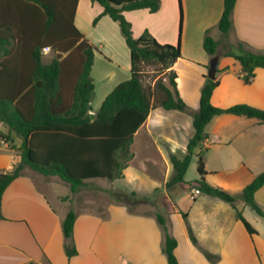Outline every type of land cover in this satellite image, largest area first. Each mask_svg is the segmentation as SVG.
<instances>
[{
  "label": "crops",
  "instance_id": "1",
  "mask_svg": "<svg viewBox=\"0 0 264 264\" xmlns=\"http://www.w3.org/2000/svg\"><path fill=\"white\" fill-rule=\"evenodd\" d=\"M180 3L181 18L178 0H161L156 12L142 8L125 11L124 15L131 23L136 37L148 30L160 43L175 44L179 40L181 56L171 68L177 74V91L186 103L187 110L195 112L199 107L200 90L212 59L203 47L208 29L210 35L218 41L219 58L216 72L218 84L212 91L211 103L221 108L243 103L264 109V68L256 67L254 77L246 83L240 76V64L233 57L223 55L234 49L238 41L244 42L254 52H264V0H236L232 12V28L227 34L218 28L224 8L223 0H180ZM102 10L103 7L97 2L90 4L86 0H78L73 19L83 37L98 48L93 65L99 53L118 66L123 60L130 69L129 48L128 52L122 50L121 59L120 53L114 49L109 52L105 50L109 46L105 42L106 34L103 37L89 34L83 11L92 15L91 11L97 14ZM107 18L111 19L108 15H102L99 21H106ZM113 23L118 25L116 21ZM113 23L107 25L115 30ZM42 52L43 60L48 56L51 60L58 54L50 47L44 48ZM63 56L65 53H62ZM113 74L114 71L109 69L103 76L108 80ZM109 90H105L104 95ZM162 109L161 106H154L136 133L141 131L147 137L154 134L170 148L167 168L172 172L169 154H176L171 147L180 141L176 130L166 133V130L158 129L165 122ZM187 110L179 112L190 117L192 123V115ZM7 130V126L0 122V132ZM205 131L207 137L201 145L208 152L204 160L208 182L236 193L264 171V122L254 117L222 113L210 120ZM13 139L17 145L21 142L17 136H13ZM17 159L11 143L0 139V170L12 168ZM127 168L123 170L124 175ZM45 177L24 168L22 174L4 190L1 199V213L4 217L0 218V264H168L162 250L164 234L155 215L130 211L119 202L107 203L101 212L74 210L73 243L77 253L68 258L65 252L68 240L63 234L62 220L72 209V191L69 187L68 193L50 197L46 189L51 184ZM189 195L191 203L186 211L174 210V213L181 218L182 213H186L183 220L191 228L197 244L190 240L186 227L182 226L181 234L177 235L171 221L165 218L167 231L177 240L175 255L179 264H247L248 259L242 256L246 250L241 233L244 232L248 239L255 233L250 234L246 230L242 221L236 217L235 208L217 197L212 200ZM254 198L264 207V184L255 192ZM245 205L242 200L237 203L242 214ZM229 207L232 212L228 210ZM202 250L218 258L210 262Z\"/></svg>",
  "mask_w": 264,
  "mask_h": 264
},
{
  "label": "trees",
  "instance_id": "2",
  "mask_svg": "<svg viewBox=\"0 0 264 264\" xmlns=\"http://www.w3.org/2000/svg\"><path fill=\"white\" fill-rule=\"evenodd\" d=\"M90 1L103 7L93 23L102 15H108L118 23L130 50L131 73L105 96L94 118L90 115V103L94 98L91 69L98 48L83 37L73 22L78 0H0V122L8 128L7 132H0V139L11 143L18 156L12 168L0 170V218L4 217L2 194L26 166L45 176L60 177L69 184L72 192L89 179L121 178L122 170L133 155L129 146L134 134L150 110L154 106L187 110L177 91V74L171 68L181 56L179 40L175 44L160 43L148 30L136 37L124 15L125 11L142 8L156 12L161 0ZM223 1L218 28L227 34L232 28L236 0ZM178 6L181 18L180 0ZM46 47L58 52L49 62L42 59ZM203 47L212 58L217 56L218 41L210 35L209 29L204 35ZM62 53L65 56L61 57ZM223 55L233 57L240 64V76L246 83L254 77L256 67L264 68V52H254L242 41ZM155 64L162 67L161 73L167 75V82L158 77L150 87L143 83V66ZM217 84V77H205L199 107L192 114L193 134L187 141L186 152L181 156L169 155L173 171L166 183L168 186L185 182L191 157L207 137L205 127L214 116L229 113L264 122V109L243 103L227 108L213 105L210 99ZM13 136L20 138L19 145L14 143ZM197 155L199 176L190 184L192 188L229 203L246 230L250 234L256 233L238 210L237 203L242 200L264 218V210L254 198L255 192L264 184V171L241 191L233 193L207 181L202 151ZM121 195L118 196L123 198ZM155 217L164 234L162 250L168 264H179L175 255L176 238L167 231L165 217L160 212H156ZM182 217L185 219L186 213H182ZM75 218V211L69 209L62 220L63 234L68 240L65 244L68 258L77 253L73 243ZM187 229L190 240L197 244L191 228L188 226ZM202 251L212 262L218 258Z\"/></svg>",
  "mask_w": 264,
  "mask_h": 264
},
{
  "label": "rangeland",
  "instance_id": "3",
  "mask_svg": "<svg viewBox=\"0 0 264 264\" xmlns=\"http://www.w3.org/2000/svg\"><path fill=\"white\" fill-rule=\"evenodd\" d=\"M86 1L91 4L90 0ZM83 12L85 13L88 23L87 29L90 31V35H93L94 37H103L106 34L105 42L109 45L106 46V51L109 52L111 51L110 49H114L118 54L120 53V58L122 57L123 49L128 52V47L125 44L120 28L116 23H113L115 22L114 20L112 21V19L107 18L105 19L106 21H99L98 19L96 23H93L94 18L99 13L94 14V11H91L90 13L92 15H87L88 11ZM108 23H113L116 26V29H111L110 25H107ZM50 58L51 57L48 56L44 60H50ZM126 59L127 53L125 56V63L127 61ZM120 62L121 65L118 66L116 62H110L103 55L100 56L99 53L96 55V61L92 68V76L94 77L95 84L94 98L90 103L91 108L93 109L92 112L99 108L107 93L117 83L130 77V69L124 64L123 60ZM109 69H112L114 74L107 80L103 75L105 72L107 73ZM143 69V83L145 85L153 87L154 82L158 77L163 78V80L167 82V75L161 73L162 67L159 64L145 65L143 66ZM105 90L109 91L104 95ZM154 104L157 105L156 100H154ZM187 111L189 114H193L191 110ZM161 112L165 115V122L162 124L163 126H159L160 128L158 129L162 131L166 130V133L170 130L177 131L178 139L181 143H174L171 148L172 150H175L176 154L181 156L183 155L182 151L186 152L187 140L193 134L191 118H188L186 114L180 113L176 110L166 111L162 109ZM177 127L181 128H178V130ZM206 131L208 132L209 129H206ZM129 149L133 155L127 161L126 167L128 168L126 174H123V177L121 178H115L113 180L105 178L87 180L84 186L80 187L77 191L72 192L70 203L72 209L78 211L86 210L101 212L104 210L107 203L119 202L126 205L127 208L132 211L152 213L154 215L156 212H160L167 221H171L174 232L177 235H180L182 226H184V228L186 227V229L188 226L183 218L179 217V215H175L174 210H180L181 212L186 211L190 205L191 200L189 199V194H191L192 188L190 184H192L199 176L197 172V152L201 150L205 160V156L208 153L207 149L203 145L198 147L194 151L190 164L184 175L185 182L170 186L166 184L172 175V172L167 168V159L170 148L164 144L158 136L153 134L152 136L148 135L147 137L145 134H142L141 131H138L134 136ZM25 168L26 170L34 171L28 166ZM45 178L48 179L51 184L50 188L46 189L48 191L46 192L50 197L53 198L54 194L62 195L68 193L70 186L60 177L55 175V177L46 176ZM112 191L115 193L112 194ZM119 194H122L123 198H120L118 196ZM66 197L68 198V196ZM202 197L212 200L217 199L216 197L205 194L197 195L198 199H201ZM261 207L264 210V207ZM230 208L231 207H229L228 210L232 212ZM243 215L255 228L256 233L255 235H251L249 239L244 232L241 233V235L243 234L244 236L246 250L242 256L243 258L248 259L247 264H264V218L258 215L248 205L244 206ZM240 226L241 228H244L243 225ZM256 252H258V255ZM205 258L207 257L205 256ZM209 261L212 262L211 260Z\"/></svg>",
  "mask_w": 264,
  "mask_h": 264
},
{
  "label": "water",
  "instance_id": "4",
  "mask_svg": "<svg viewBox=\"0 0 264 264\" xmlns=\"http://www.w3.org/2000/svg\"><path fill=\"white\" fill-rule=\"evenodd\" d=\"M218 61H219L218 56H215L210 60V63L208 66V71H207V77L208 78L214 79L216 77V72H217V68H218ZM90 115L92 118H94L95 112H90Z\"/></svg>",
  "mask_w": 264,
  "mask_h": 264
},
{
  "label": "built area",
  "instance_id": "5",
  "mask_svg": "<svg viewBox=\"0 0 264 264\" xmlns=\"http://www.w3.org/2000/svg\"><path fill=\"white\" fill-rule=\"evenodd\" d=\"M200 192L197 188L193 187L191 188V195L194 196V195H198Z\"/></svg>",
  "mask_w": 264,
  "mask_h": 264
}]
</instances>
